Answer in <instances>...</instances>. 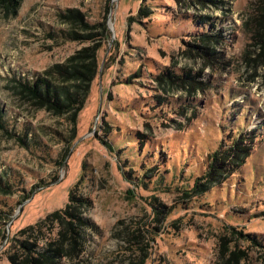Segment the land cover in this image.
I'll return each mask as SVG.
<instances>
[{
	"label": "rangeland",
	"instance_id": "1",
	"mask_svg": "<svg viewBox=\"0 0 264 264\" xmlns=\"http://www.w3.org/2000/svg\"><path fill=\"white\" fill-rule=\"evenodd\" d=\"M99 43L77 127L22 93ZM0 110V264L23 241L58 242L59 264H264V0H23L0 11ZM240 141L241 166L190 194ZM73 188L74 246L56 220L22 235Z\"/></svg>",
	"mask_w": 264,
	"mask_h": 264
},
{
	"label": "trees",
	"instance_id": "2",
	"mask_svg": "<svg viewBox=\"0 0 264 264\" xmlns=\"http://www.w3.org/2000/svg\"><path fill=\"white\" fill-rule=\"evenodd\" d=\"M23 0H0V11L16 14ZM145 8H140L144 11ZM261 22H258V25ZM103 43L84 49L80 52L82 60L77 56L72 57L64 64H56L45 73L48 77L37 76L35 79H21V91L37 105L55 114L70 113V120L77 127L78 116L89 97L92 83L99 76V62L101 63V50ZM87 57L88 61L83 58ZM0 128H4L3 115L0 110ZM243 141L233 142L229 146H220L209 158L205 173L195 180L189 192L192 195L203 193L216 182H223L221 177L226 173H232L243 163L245 152L249 150ZM228 148V149H226ZM205 180V184L203 183ZM203 181V182H202ZM81 199L78 198L74 188L70 191L69 199L63 208L57 209L38 220L35 224L20 230L22 235H32L33 232H41L49 222L58 221L71 233L73 246L76 243L75 235H82L81 225L83 217L78 210ZM63 234V232H62ZM58 242H48V247H41L37 243L22 242L23 258L17 261L16 254L10 255L14 264H59L54 258L63 255V249L57 246ZM22 251V250H21Z\"/></svg>",
	"mask_w": 264,
	"mask_h": 264
}]
</instances>
